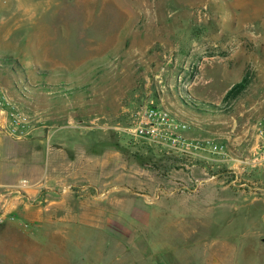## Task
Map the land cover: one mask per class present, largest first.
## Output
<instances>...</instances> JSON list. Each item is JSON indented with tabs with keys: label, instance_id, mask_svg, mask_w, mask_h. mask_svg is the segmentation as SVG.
I'll list each match as a JSON object with an SVG mask.
<instances>
[{
	"label": "rangeland",
	"instance_id": "rangeland-1",
	"mask_svg": "<svg viewBox=\"0 0 264 264\" xmlns=\"http://www.w3.org/2000/svg\"><path fill=\"white\" fill-rule=\"evenodd\" d=\"M220 1L0 0V87L25 124L10 135L0 114V223L13 200L87 205L58 224L22 220L10 264H264V170H228L264 114V53L228 33ZM146 100L228 156L119 131ZM212 176V210H186L180 191Z\"/></svg>",
	"mask_w": 264,
	"mask_h": 264
},
{
	"label": "built area",
	"instance_id": "built-area-1",
	"mask_svg": "<svg viewBox=\"0 0 264 264\" xmlns=\"http://www.w3.org/2000/svg\"><path fill=\"white\" fill-rule=\"evenodd\" d=\"M0 114H6L5 129L10 135L24 132L25 124L21 114L0 87ZM185 121L178 119L168 108L146 100L137 105L129 115V123L118 130L130 135L133 139L142 140L185 156H200L209 152L227 157L225 146L211 137H188L183 130ZM231 165L228 170L234 174V181L239 172L259 168L264 170V114L252 126V134L248 150L243 158L229 157ZM264 201V188L260 189ZM264 220V216H263Z\"/></svg>",
	"mask_w": 264,
	"mask_h": 264
},
{
	"label": "crops",
	"instance_id": "crops-1",
	"mask_svg": "<svg viewBox=\"0 0 264 264\" xmlns=\"http://www.w3.org/2000/svg\"><path fill=\"white\" fill-rule=\"evenodd\" d=\"M222 3L227 7L226 17L231 22V30L228 33L234 36L237 34V36L246 37L250 40L256 38L261 52L264 53V0H222L220 4ZM212 36L218 37L217 35ZM214 177L198 179L195 188L181 190L179 193L180 204L183 203L184 208L190 210V212L193 210L195 212H204L205 209L212 210L210 207L216 202L220 194L219 190L212 189V186L209 185V182H215ZM32 193H35V191ZM222 194H225V192L222 191ZM8 203L5 210H8V206L9 208L13 207L12 214L14 218H11L12 215H6L7 213L3 212L4 221L0 223V246H3V249L0 251V263L3 264L19 263L21 261L20 253L10 255V250L6 249V246L10 249L11 247L18 248L20 252L19 248L27 243V238H23L21 234L16 233L20 228L22 220L30 221L35 228L49 223L58 224L75 219L79 211L87 208L85 202L76 207L62 205V203L55 201L48 211H43L41 208L24 210L21 206H17L19 201L14 202L13 200L12 203ZM216 260L223 263V260H220L218 255H214L213 257V261Z\"/></svg>",
	"mask_w": 264,
	"mask_h": 264
},
{
	"label": "trees",
	"instance_id": "trees-1",
	"mask_svg": "<svg viewBox=\"0 0 264 264\" xmlns=\"http://www.w3.org/2000/svg\"><path fill=\"white\" fill-rule=\"evenodd\" d=\"M245 79L241 80L235 84H233L225 93L224 97L228 98L230 95H232L234 92H237L239 89H241L244 86Z\"/></svg>",
	"mask_w": 264,
	"mask_h": 264
}]
</instances>
